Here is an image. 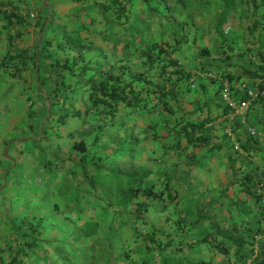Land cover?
<instances>
[{"label": "trees", "instance_id": "16d2710c", "mask_svg": "<svg viewBox=\"0 0 264 264\" xmlns=\"http://www.w3.org/2000/svg\"><path fill=\"white\" fill-rule=\"evenodd\" d=\"M19 1L0 0L1 42L7 34L0 83L12 73L25 84L22 74L30 59L38 78L27 86L30 102L22 133L42 134V144L40 155L28 163V172L17 177L21 185L15 196L26 211L12 224L11 238L0 249V264H202L188 251L211 243L226 254L236 246V259L246 264L254 244L245 254L242 240L226 233L229 228L223 219L203 224L209 216L204 200L211 190L199 188L198 172L206 171L218 149L210 146L209 126L229 109L221 101L223 84L213 91L214 77L227 78L235 98H248L247 90L235 85L234 79L242 76L231 71L236 53L252 62L248 71L259 78L257 86L251 85L259 91L252 108L258 105L264 114V0H60L70 7H51L40 24H34L45 32L37 54L14 44L32 26L23 18ZM44 5L48 7L46 1ZM97 21L100 26L92 29ZM206 72L214 77L207 78ZM188 91L194 100L185 103L193 107L186 111L181 97ZM0 101L10 104L6 98ZM148 107L176 117L165 122V134L173 143H160L168 158L163 161L166 168L157 170L141 164L143 142L135 139L129 124L130 116ZM87 122L95 126L68 147L55 142L54 138H74L77 126ZM233 127L239 148L244 149L248 142L241 141L242 126L236 122ZM243 130L254 140L262 137ZM50 140L55 142L51 152ZM192 142L207 147L205 154L189 151ZM240 167L246 175L240 184L252 186L256 173ZM38 179L40 194L54 199L51 210L66 227L60 233L62 225H58L53 239L44 237L47 219L31 210L29 203L28 193ZM71 190L75 212L81 215L75 219L58 213L63 195ZM86 194L98 198L95 209L104 214L86 215L83 205L89 198L79 196ZM144 198L160 201L157 210L166 222L159 224L145 215L154 206ZM229 224L237 230L235 222ZM127 226L129 234L124 232ZM120 248L122 255L116 252Z\"/></svg>", "mask_w": 264, "mask_h": 264}, {"label": "rangeland", "instance_id": "374dc122", "mask_svg": "<svg viewBox=\"0 0 264 264\" xmlns=\"http://www.w3.org/2000/svg\"><path fill=\"white\" fill-rule=\"evenodd\" d=\"M46 3L48 4V7H46L44 4ZM15 3H17V0H14ZM19 6L21 7V12H22V16L23 18L28 20V25H32L31 27L29 26L28 28L24 29V32L22 33L21 36H19L17 38V40L14 42V44L16 46H18V48H22V49H26L29 48L30 50H33L32 52H34V49L36 51V54L39 51L38 46L41 45V42L44 41V36H45V32H40L37 28L38 25L41 22V19H43L44 15L46 12L49 11V9L52 7L54 9H59L60 7H64L67 5V7H70L71 3L68 4H64L62 3L60 0H20L19 2ZM32 13H36V17H31L30 14ZM38 23V25H34ZM69 26V25H68ZM100 26L99 22L97 21L96 24L92 25L91 28H98ZM39 34V35H38ZM38 40V41H37ZM100 43H104L103 41H99ZM38 45V46H37ZM89 46L91 48H94L95 45L93 43L89 44ZM32 48V49H31ZM5 50H7V34L4 33L3 37H2V42L0 41V60L1 58L4 56V52ZM96 51H93V53ZM239 52V51H237ZM241 52V51H240ZM237 56L243 58V60H245L244 58H246L248 61H250V58L247 55H241L240 53H236ZM212 59V57H211ZM239 61V60H237ZM13 70V69H12ZM10 72H12L10 70ZM199 72L196 70L194 71V75L196 76ZM209 72H206V76L208 77H214L213 75L210 76L209 74H207ZM204 76V77H205ZM38 78V71L33 75H31V79H33V81L36 83ZM214 78H216V86L217 88H219V86H222V84L227 80V78L223 77V76H215ZM38 83V82H37ZM215 90V88H214ZM27 91V86H23L22 81L20 80V78L13 76L12 73H9V75L6 76V78L4 79V81H2L0 83V98H3L7 100H11L13 101V103L11 102L10 105L8 106L6 104V102L4 103V101H0V122H3L4 120L7 121L8 124L11 125V128L13 129H17L18 128V122L20 120H24L25 125L27 126L25 119L27 116V105L29 104V98L27 96H29L28 93H26ZM209 94H212L211 92H209ZM193 94L190 93V91L186 92L182 97H181V104H183L185 106V110L189 111L192 110V106H188L185 105V103L189 100H194L192 96ZM11 98V99H10ZM3 102V103H2ZM220 109H218L216 111V113H219ZM174 118L172 115H170L167 112H162V113H157L155 111V109L153 107H148L147 110H145L142 113H137L133 114V116H130L129 119V124L131 126V129L135 130V139L140 140V142L142 144V148H144V153L141 156V164H143V166H145V168L148 169H152V170H157L160 168H166L165 165H163V161H165L168 157L167 155L164 154V152L161 149L160 143L165 142V144H167L168 146L171 145L173 143V140L170 136H166L165 133L168 132V126L165 124V122L170 119V120H174ZM23 123V124H24ZM212 125H215L214 127H212ZM211 126H209L210 129V133L212 134V143L210 146H215L216 142H220V135L218 134V131L220 132V130H222V126L220 124H218L217 122L215 124H212ZM218 125V126H216ZM93 126H95L94 123H89L87 122L86 125L80 127L77 126V128L75 129V135L73 136L74 138H64V137H59V138H54L58 144V140L65 146L68 147V144H72V140L74 141L75 139H80V134H82L84 131L92 128ZM219 126H221V128H219ZM76 126H72V129H74ZM244 128H240V132H244L243 130ZM81 130V131H79ZM139 132H144L142 134V136H139L138 133ZM23 135V133H21V136ZM215 137V139H214ZM26 137H23V139ZM53 139V140H54ZM234 143H237L238 141L236 140V135L234 136ZM50 140L51 142H49V145L47 144V149L50 150L49 152H51L54 148V141ZM233 143V141H231ZM25 147L28 145V143H31V141H22L21 142ZM40 143V140L34 142L32 145L35 146L36 144ZM183 146L186 145V141L183 142L182 144ZM228 149H233V154L232 157H234L237 160V165H238V179H241L242 177H245L246 175L243 174V170L242 167H240L241 165H243V167H246L249 163H250V159L248 157V154L246 155V150L242 149V148H235V145L232 144V146L230 145V142H228L227 144ZM226 145L224 144V146L226 147ZM182 146V147H183ZM190 150H196L197 152L204 154L207 151V147L204 146H195V144L192 142L191 145L189 146ZM34 148V147H31ZM29 149V148H27ZM235 149V150H234ZM25 152L29 153V150H25ZM222 153L220 152L219 149H215V152L213 154V161L214 163L216 162V165L214 166V170L210 171L207 170V166H205L206 171H199L198 172V177L199 180L201 182H198V186L200 189H202L203 187L205 188L210 186V190L211 192H209V194H207L205 196V200H204V204L205 206L207 205V203H209V199H212L213 196H220L221 191H223L225 193V196L229 195V194H233L236 197L238 195H240L241 193H246L248 195H250V197H252V199H255L257 202H259L261 204V206H264V180L263 181H259L258 178H263L261 176V174L259 172H257L254 176H255V183L252 184V186L250 187H246L243 184L241 185H236L234 186L233 189H219V187L221 186L220 184L217 185V183L224 182L225 180H230V178L226 177L227 174H225V172H227L228 170H230V167H227L225 165V161H224V157H220ZM61 156L64 157V154H60ZM30 157L34 158V154L32 153ZM156 158L157 159V164H155V162H153L152 160ZM17 161V170H19L18 172H23L26 171L28 172V163L26 164H21L20 160L16 159ZM30 163H34L31 160H28ZM220 161V163H219ZM218 163V164H217ZM14 165V164H13ZM252 165V163H251ZM29 166H31V164H29ZM142 166V167H143ZM141 167V168H142ZM63 169H67V166H65ZM64 170V171H65ZM34 171V170H32ZM31 171V173H32ZM258 175V176H257ZM257 176V177H256ZM35 183L37 184V187L34 188L33 191L29 192V195H31V197H33L32 199V207L31 210H34L36 212V214H38L40 217H44L47 219V223L45 225V236L44 237H51L52 239L56 237L57 231L55 230L56 227L58 225H62V227L60 228V233L65 231V224L63 222H58L57 216L54 214V212L51 210L53 207V202L54 199L51 200H46V196L44 194H40L42 188H41V182L40 179H38L37 181H35ZM242 183V182H241ZM218 187H215V186ZM82 194V193H81ZM260 195H262V198H260ZM80 197H88L89 201H86L85 204L83 205L84 210L86 215L88 216H95V217H99L101 214H104L103 212H101L99 209H95L96 204L99 202L98 198H95L94 196L91 197L89 194L86 195H79ZM45 198V199H44ZM60 201V197H57ZM220 198V197H217ZM48 199V198H47ZM63 199V200H62ZM62 201L60 202V211L58 212L60 215L62 216H70L71 219H75L76 215H80L77 214L76 211V207H75V193L71 190L69 192H67L66 194L63 195L62 197ZM145 199V198H144ZM147 200L149 203H153L152 208H150V210L148 212L145 213V215H147V217L151 220H155L158 221L159 224H161V222H164V215L161 216L160 211H158L157 206H159L158 204L160 203V201L158 199H145ZM64 201V202H63ZM10 204H12V199H9ZM219 203V202H218ZM217 203H214L213 205H209V207L205 210V213H207L208 215L211 216H215L213 218V222L217 221V215L218 212L220 211H224L226 210L228 212L229 207H232L231 202L228 200L225 204H224V209H222V205H216ZM157 205V206H156ZM16 207L14 208V214L12 213V210H10V214L13 217V220H16L18 217L23 216V212L26 211L23 209V204L21 202H19L18 204L15 205ZM156 207V208H155ZM160 207V206H159ZM19 213V215L16 212H21ZM100 211V212H99ZM82 212V211H81ZM18 215V216H17ZM81 216V215H80ZM162 218V220H160V218ZM189 220H192V217H190ZM166 222V221H165ZM169 225H171V223H168ZM106 227V225H105ZM197 230L199 227H195ZM125 229V233L127 232L128 234L131 233V228H129V226H127ZM2 233V231H1ZM126 233V234H127ZM6 239V241L10 240V237L7 235L6 236H1L0 237V249H2L5 245L3 240ZM124 249L120 248L117 249V254L122 255L123 254ZM198 256V255H197ZM202 256V254H201ZM7 260V259H6ZM186 264H189L188 262H185ZM255 264V263H254Z\"/></svg>", "mask_w": 264, "mask_h": 264}, {"label": "crops", "instance_id": "0c3cea01", "mask_svg": "<svg viewBox=\"0 0 264 264\" xmlns=\"http://www.w3.org/2000/svg\"><path fill=\"white\" fill-rule=\"evenodd\" d=\"M244 59L245 60L237 56L234 59L236 66L231 68L232 72L242 76L240 78L234 79L235 85L239 90L252 89L251 85L257 86L259 83V78H254L248 71L250 70L248 69L249 67H253L251 64L252 62L248 61L246 58ZM27 64L28 69L22 74L27 82L25 84L22 82L23 86H28L32 84L33 81V79H31V74L33 72L30 68V59ZM241 66L243 68H240ZM214 88L217 90V87L214 86ZM37 95L35 93V96ZM213 96L214 92H212V97ZM212 97L210 99H212ZM7 101L9 103H13L11 100ZM247 121L249 125L255 127L262 133V137L258 140H254L250 138L248 134H241V141L245 143L248 142V146L244 149L250 155L249 159L251 160L246 167L251 174L259 172L264 179V114L261 112V109L258 105L254 106V108L250 110L247 115ZM25 128L26 127L22 124V120L18 122L17 129L11 128V125L8 124L6 120L0 122V237H7V235L9 236L11 233V227L14 223V220L12 219L15 216L10 214V210H12V213L14 214V202H21V200L16 199L15 196L18 194L19 185H21V183L17 181V177L20 175L18 172L19 170L16 168L18 164L16 159L20 160L21 164H26L29 163L28 160H31L32 162L35 160V158L30 157L32 153L34 156L40 155V151L37 150L40 149V145L42 144V134L38 137H34L33 135L25 132V134L21 136V133L23 130H25ZM219 128H221V126H219ZM218 134L220 135L221 139L220 142H216L217 147H215L218 148L222 153L220 157H224L225 165L230 167V170L225 172V174H227L226 177H229L230 180H225L224 182H222V180L221 182L217 183V185H221L219 187L221 190L228 188L233 189L234 186L240 185V181H242V179L237 178L238 163L237 160L232 157L233 149H228L226 145L228 142H230V145L232 146V144H234V139L226 136L223 129L220 130V132L218 131ZM23 137L26 138L23 139ZM11 139H13V141ZM25 140L28 142L31 141V143H28L26 147L21 143ZM38 140H40V143L35 145V151L31 150V146H33L32 144ZM231 141H233V143ZM25 150H31V152L29 151V153H27ZM215 165L216 162L214 163V161H212L210 165H206L207 170L213 171ZM217 185L215 187H218ZM9 199H12V204H10ZM32 199L33 197L30 195L29 203H31ZM228 200L230 202H234L231 204L232 207H229L228 212L226 210L218 212V214H216L218 218L217 221L223 219L225 225L229 228L226 233H232L233 236H235V239L242 240L241 251L245 254H248L251 251V248H253L254 244V261L256 264H264V206H261L259 202H257L255 199H252V197L246 193H241L236 197L233 194L225 196L223 191H221L220 198H214L213 202H210L211 204L207 203L206 206L217 203V206L222 205V209H224V204ZM209 216H207V219H204L203 224L210 222V224L213 225L217 222H213V218L215 216ZM231 221L236 223L237 230L233 231L229 224ZM176 232H178L177 229ZM4 241H6V239H4L3 242ZM236 252V246L230 248L229 253L226 254L220 250V248L215 247L214 243H211L191 247L188 251V254L193 259L199 261L202 264H240L235 257Z\"/></svg>", "mask_w": 264, "mask_h": 264}, {"label": "built area", "instance_id": "2783aa9c", "mask_svg": "<svg viewBox=\"0 0 264 264\" xmlns=\"http://www.w3.org/2000/svg\"><path fill=\"white\" fill-rule=\"evenodd\" d=\"M32 16H34L32 14ZM209 75H212L209 73ZM194 85V84H193ZM259 91L256 89L247 90L248 98H235L233 96V91L229 82L225 81L221 88V101L224 106L228 107L227 112L220 113L215 122L220 124L223 128L225 134L229 137L234 138L236 131L233 124L239 122V124L244 128L250 135H262V133L255 127L248 124L247 115L250 110H252L253 103L255 99L258 98ZM236 147L239 148V144L236 143ZM251 258L248 259V264L251 262Z\"/></svg>", "mask_w": 264, "mask_h": 264}, {"label": "clouds", "instance_id": "9594fccd", "mask_svg": "<svg viewBox=\"0 0 264 264\" xmlns=\"http://www.w3.org/2000/svg\"><path fill=\"white\" fill-rule=\"evenodd\" d=\"M229 84H230V83H229ZM249 112H250V111H249ZM260 136H261V135H260ZM246 154H247V153H246ZM251 260H252V261H251L250 263H252V262L254 261V255L251 257ZM250 263H249V264H250ZM246 264H248V261H247Z\"/></svg>", "mask_w": 264, "mask_h": 264}]
</instances>
